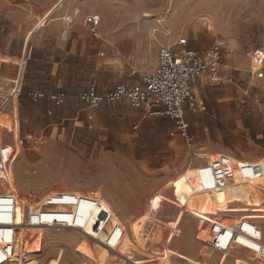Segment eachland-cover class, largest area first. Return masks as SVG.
I'll return each instance as SVG.
<instances>
[{
    "label": "rangeland",
    "instance_id": "374dc122",
    "mask_svg": "<svg viewBox=\"0 0 264 264\" xmlns=\"http://www.w3.org/2000/svg\"><path fill=\"white\" fill-rule=\"evenodd\" d=\"M67 1L80 10L75 19L78 24L88 14L102 13L101 39L94 40L93 59L94 79L103 86L139 81L141 75L153 69L159 46L174 45L178 38H186L188 46L196 49L214 42L233 48L235 57L231 61L238 67L247 65L245 51L264 48V0ZM27 9L30 6L26 0H0V49H7L14 57H19L21 39L28 27L24 15ZM30 47L31 59L25 60L27 72L53 65L51 59L34 63L33 58L46 53L41 45ZM56 48L59 52H54V63L62 64L68 72L74 70L77 61L71 55L65 58L60 45ZM130 66L137 71L132 78L127 76ZM44 79L42 75L36 81ZM218 90L227 95L220 101L214 95L208 96L205 112L186 111L188 133L193 138L190 146L172 121L142 116L141 111L123 101L100 105L88 122L80 101L59 114L61 106L54 107L45 98L33 102L20 94L16 106L23 149H19L12 171L15 191L21 200L34 203L55 192H95L127 226L125 237L135 239L134 249L152 258V264H188L175 254L165 259L153 250L151 236L159 224L147 213L173 225L190 189L183 180L155 196L157 192L188 164H192L189 176H193L195 165L206 161L197 155L200 153L220 152L236 159L264 158V108L240 102L232 86L213 87L214 92ZM9 110L10 107L5 112L9 114ZM18 135L15 129L14 137ZM234 190V200L241 194L256 203L264 202V192L251 196L238 188ZM187 205L214 219L221 215L208 193L191 196ZM253 220L264 232V219ZM207 225L208 222L199 225L197 218L185 212L168 243L170 250L201 259L200 250L209 249L198 240V231ZM82 238L68 229H45L43 253L37 257L53 263L61 253V264H89L90 260L75 252ZM212 255L210 264H217L222 253ZM29 258L24 256V261ZM91 260L96 264L93 256ZM116 260L112 255L107 264H116ZM222 264L253 263L243 252H230Z\"/></svg>",
    "mask_w": 264,
    "mask_h": 264
},
{
    "label": "built area",
    "instance_id": "2783aa9c",
    "mask_svg": "<svg viewBox=\"0 0 264 264\" xmlns=\"http://www.w3.org/2000/svg\"><path fill=\"white\" fill-rule=\"evenodd\" d=\"M66 22L71 21L66 19ZM84 23L94 38H101L99 32L101 19L98 15L85 16ZM224 55L225 48L222 43L214 42L206 48L196 49L188 46L186 38H178L174 45L159 46L155 67L142 75L139 81L119 84L102 94L97 92L94 84H90L87 90L80 94V99L88 109H96L103 102L124 99L131 108L142 109L148 116L164 117L172 121L178 134L190 146L193 138L188 133L185 113L187 110L206 111L204 98L197 88L200 79H203L210 88L220 84L236 86L242 100H250L254 105L264 108L263 98L252 93L235 76L223 74ZM244 55L253 62L251 75L257 80L262 79L264 48L245 51ZM135 75L136 69L130 66L128 76ZM16 93H18L16 83L9 93L0 92V112L6 109ZM28 95L33 102L47 95L55 106L63 104L66 98L63 92L56 94L30 92ZM20 148L23 149V138L19 135L14 138L9 129L3 128L0 131V264L18 263L14 249L23 228L68 229L79 233L92 218L93 240L118 258L115 262L154 263L152 258L143 256L134 249H131V254L119 251L125 235V225L104 208L96 197H76L65 192L45 195L36 199L35 205L23 208L21 221H18L19 196L17 191L8 188L4 175L11 169ZM192 161L193 158L190 162ZM249 165L244 166L243 170L247 171ZM237 168L231 155L221 153L212 160L195 165L193 175L199 191L212 193L234 182ZM208 226L209 239L203 243L211 252H243L251 263L264 264V232L254 220L239 216L235 222L228 225L221 219H215L208 222ZM22 260L24 262V258Z\"/></svg>",
    "mask_w": 264,
    "mask_h": 264
},
{
    "label": "crops",
    "instance_id": "0c3cea01",
    "mask_svg": "<svg viewBox=\"0 0 264 264\" xmlns=\"http://www.w3.org/2000/svg\"><path fill=\"white\" fill-rule=\"evenodd\" d=\"M26 1L30 6V9H27L26 13H24L26 20L28 22V27L21 39V48H20L19 57H14L13 53L8 52L7 49H3V50L0 49V58L4 57V59H6L5 62L0 61V92L9 93L13 89L14 84L15 83L17 84L18 93L12 96L11 100L9 101L6 107L11 108V110H9L10 122H12L13 127L19 126V136H20V125L18 123V112H17L16 102L20 94H25L28 97V99L31 100L30 96L28 95V93L30 92H42L45 94H56L63 92L66 94V98L63 104L60 105L61 108L58 110V113L62 114L63 110H65L66 107L71 105L72 103L77 101H80L82 103L80 99V94L86 91L90 84H94L96 86L97 92L99 94H102L114 89L119 84H129L136 82V81H131L125 83H118L116 85L111 84L106 86H103L100 83L97 84V80L94 79L93 51H94V40L98 41L101 38H94L89 33L84 23V18L82 24L77 23L78 21L75 19L80 14V10L76 8L75 4H73L71 1L69 2L67 0H26ZM45 15H47V20L45 21L44 25L33 29V27L37 24L38 20ZM98 16L101 17L102 13H99ZM66 19L70 20L71 22L67 23ZM29 31H31V34L26 40V36ZM30 44L41 45L43 47L41 49L46 53L45 56H42L40 58L37 59L33 58L34 63L43 61V59H51L53 65L47 67L45 70L31 68L27 72L25 60L31 59L32 48L30 47ZM48 45H54L55 46L54 50L48 47L44 48V46H48ZM59 45L61 46V51L62 54L65 55V58L71 55V57L75 61H77V66L75 67L74 70L68 72L67 70L62 69V64L54 63L53 55L55 51H57V53L59 52L56 48ZM224 48H225V55L222 66L223 74L225 75L230 74L235 76V78L237 80H240L243 83V85L248 87L252 93L264 99V77L260 80H257L253 77V75H251V70L254 66L253 62H251L248 58L245 57L244 60L247 63V65L244 64L245 66L241 65V67L239 65L238 67L236 63H233L231 61L235 57L234 49L227 47ZM99 54H103V52ZM14 59L19 60V62L13 61ZM154 65H156V62L152 65L153 68L155 67ZM42 75H44L45 79L43 81H36V78ZM225 86H232L236 90V94L240 102L243 101L240 96L239 90L236 86L229 84H220L215 87H225ZM197 88L199 89L201 95L204 98L206 110L209 101L208 96L214 95V97L220 101L227 95L226 91H222V90H218L214 92L215 90L213 91V87L212 88L208 87L203 79H200L198 81ZM43 98L47 99L54 107H60V106H55L52 100H50L47 95L38 98L36 102L40 101ZM122 101L128 105V102L124 99L116 102H122ZM104 103L108 104L114 102H103L100 105ZM242 103L251 104L255 106L250 100L247 101L245 100ZM82 105H83V110L86 111V115H85L86 121L89 122L93 119L92 111L98 109L100 106L96 109H88L84 106L83 103ZM7 108L5 110H7ZM131 109L141 111L142 116H146V114L142 109H134V108ZM1 112H5V111L3 110ZM190 112L191 111H189V113L187 112L186 113L192 114ZM198 112L203 113L202 111H198ZM50 113L51 112L48 111V114ZM64 113H66V115H70L69 112H64ZM186 113H185V118H186ZM156 118H164V117H156ZM236 160L240 161L243 165L239 166L236 169L234 179L241 180L248 178L264 177V158H259V159L238 158ZM246 165H249L247 171L243 170L244 166ZM239 168L242 169V171L239 170ZM261 184L264 185V180L261 181ZM233 193L229 195V203L232 206L241 205L240 203H243V205L246 206H250L256 203L254 200L248 199L242 196L241 194H239L238 199L233 200Z\"/></svg>",
    "mask_w": 264,
    "mask_h": 264
},
{
    "label": "bare ground",
    "instance_id": "6f19581e",
    "mask_svg": "<svg viewBox=\"0 0 264 264\" xmlns=\"http://www.w3.org/2000/svg\"><path fill=\"white\" fill-rule=\"evenodd\" d=\"M46 20H47V15L41 17L38 20L37 24L33 27V29L43 26ZM30 34H31V31L28 32L26 36V40L28 39ZM5 60L6 59H4V57L0 58V61L5 62ZM12 125L13 124L12 122H10L9 114H7L6 112H0V128L9 129V131L13 133V137H14L15 129L18 132L19 126L13 127ZM218 154H221V153L211 152V153H200L197 155L205 157L206 160H212L216 158ZM16 159H17V156L15 157V160L11 166V169L7 170V172L4 175L5 177L4 181L7 180L8 188L13 191H15V186H14V181L12 177V171H13V167H14V163ZM232 159L238 166L243 165L240 161L236 160L235 158L232 157ZM191 168H192V164H188L186 169L179 176H177L174 180L164 185L163 189L157 192V194L155 195L157 196L161 194L162 192L167 190L170 186L174 185L177 182L183 181V180H185L186 186L190 189L189 195L187 196L186 200L182 204L181 209L177 215L176 221L173 225H168L164 223L163 221L154 218L149 212L147 213L148 218L150 220L159 224L152 233L151 242L154 244L153 250L157 254L163 255L165 259H168L169 257L175 254L176 256H178L179 258H181L188 264H210V261L213 259L212 258L213 255L210 250L205 251V252L203 250H200L199 255L201 259H197V258L188 257L187 255H184V254L175 253L174 251L170 250L169 244H168L170 242V238L174 235L176 231V227L185 212H188L194 218H197L199 220V225L205 222H210V221L215 220L214 218L210 217L206 213L200 210H197V209H193L187 205L188 199L191 196L208 193V192L199 191L194 175L189 176ZM262 180H264V177L248 178V179H241V180L234 179V182L228 184L226 188L219 190V191H213L212 193H208L212 197V201H213L215 209L221 213V215H218L217 217H219V219H221V221L224 224H228V225L235 222L239 218V216H242L245 219H252V220L253 219H264V202H257L254 205H250V206H246V205L232 206L229 203V195H231L234 192L235 188L243 190L246 192V194L253 195V196L258 195L261 192H264V185L261 184ZM56 193L58 192H55L52 194H56ZM65 193H69V192H65ZM69 194L74 195L76 197H81V196L96 197L95 192H89L85 195H77V193H69ZM98 199L101 201L104 208H106L115 218H118L113 208L107 202L101 200L100 198ZM18 200H19V204L17 208V213H18L17 220L21 221V217L23 215V208L26 209L28 206L35 205L36 203L32 201L27 202L26 198L23 201L20 199V197H18ZM75 210H76V207H75ZM93 223H94V218H92L89 221L86 227H84L80 231L78 230L79 231L78 234H80L83 238L79 241L77 245L78 250L75 252L76 253L78 252L80 255H82L84 259L90 260L89 264H95L91 260L92 256L95 258L96 264H107V262L111 260L112 253L109 250H107L103 245L93 240V237H92ZM45 229H48V228H37V227L29 228L27 227L21 230V232L19 233L18 239H17V243L15 245V249H14L15 255L18 256V258H16L18 261L17 264H23L24 262H25L24 264H61V261H62L61 253L58 254V256L56 257L53 263H48L37 257L43 253V237L45 234ZM208 230H209L208 225L205 228L199 227V231H198L199 241L205 242L209 239ZM164 231H167V236L164 235L165 233ZM125 233H127V226H125ZM89 240L92 241L93 244H91ZM135 245H136V241L134 238L129 239L127 236L125 237L124 235V239L122 241L119 251L123 253L131 254V249H134ZM228 254L229 253H222L220 260L217 262V264H222ZM24 256H26V258H29V257L30 258L23 262L22 258H24ZM112 263L113 262H110V264ZM256 264H262V263H256Z\"/></svg>",
    "mask_w": 264,
    "mask_h": 264
},
{
    "label": "snow or ice",
    "instance_id": "6c2138e0",
    "mask_svg": "<svg viewBox=\"0 0 264 264\" xmlns=\"http://www.w3.org/2000/svg\"><path fill=\"white\" fill-rule=\"evenodd\" d=\"M175 63H179V61H174Z\"/></svg>",
    "mask_w": 264,
    "mask_h": 264
}]
</instances>
